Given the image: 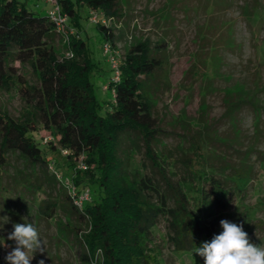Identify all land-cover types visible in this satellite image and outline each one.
Here are the masks:
<instances>
[{
    "label": "trees",
    "instance_id": "trees-1",
    "mask_svg": "<svg viewBox=\"0 0 264 264\" xmlns=\"http://www.w3.org/2000/svg\"><path fill=\"white\" fill-rule=\"evenodd\" d=\"M258 2L256 10L262 6ZM58 3L78 27L71 36L70 58L60 57L54 48L56 36L63 34L48 13L37 14L20 0H0V91L17 89L28 106L21 118L0 107V166L7 164L10 153L41 169L52 162L55 165L32 135L41 126L53 134L51 148L67 151L73 170L69 182L79 188L92 185L97 191L82 208L67 196L70 212L88 225L76 233L87 264H151L150 245L161 220L174 250L194 251L212 236L220 212L244 196L253 179L249 159L254 146L242 151L239 163L229 162L226 156L223 164L215 163L217 149L209 134L211 126L204 123V129L191 137L190 154L181 160L180 175L176 163L156 149L162 129L144 91V80L163 65L165 50L159 46L165 41L153 46L145 40L130 46L119 63V78L114 75L108 84L114 100L102 113L92 80L100 67L87 39L80 36V29L84 31L80 10L86 6L115 17L121 10L120 0ZM96 27L113 46V29L101 22ZM16 61L29 64L38 82L23 76L14 65ZM258 88L264 92V85ZM227 95L225 115L233 126L238 122L237 112L248 102L253 105L259 130L263 107L255 94L240 89ZM226 139V144L234 140ZM139 145L144 146L145 157L134 163L130 152ZM58 173L62 175L60 170ZM45 207L50 211L41 208L42 214L55 215V204L47 202Z\"/></svg>",
    "mask_w": 264,
    "mask_h": 264
},
{
    "label": "rangeland",
    "instance_id": "rangeland-1",
    "mask_svg": "<svg viewBox=\"0 0 264 264\" xmlns=\"http://www.w3.org/2000/svg\"><path fill=\"white\" fill-rule=\"evenodd\" d=\"M20 1L41 15L51 8V3L45 0ZM258 1L262 6L256 10ZM258 1L120 0L118 16L108 17L98 10L101 17H107L114 31L115 44L111 45V50L119 63L135 43L148 40L156 46V42L165 41L159 46L165 50L163 65L144 80V91L153 105L156 123L162 129L156 149L176 163L180 175H183L181 160L190 154L191 137L204 129V123L211 126L209 134L217 149L215 163H220L223 156L231 163H239L242 151L249 145L254 146L249 159L253 166L252 182L242 198H236L228 209L220 212L207 242L223 231L220 221L226 219L242 224L251 243L258 246L264 243V92L258 90L264 85V0ZM91 11L86 6L81 8L84 31L79 29L100 67L92 80L95 95L102 104L101 111L105 113L114 100L108 84L115 70L110 54L104 51L106 41L92 22ZM77 28L68 18L63 35L56 36L53 44L60 57L73 56L71 32H76ZM14 65L31 82H38L29 64L16 61ZM240 89L255 94L263 107L259 130L251 103L246 102L237 112L236 128L225 115L227 92ZM0 107L15 118H21L28 111L17 89L0 91ZM32 135L55 165L41 169L29 165L17 153H10L7 164L0 166V217L8 218L7 223L0 220V264H7L5 257L15 247V242L7 239L14 230L13 225L24 222L39 229L45 245V252H36L31 264H39L40 260L45 264H87L77 234L85 231L88 225L83 218L70 212L67 196L73 190H88L89 201H92L96 188L92 185L79 188L69 182L73 170L66 153L51 148L49 142L51 139L54 142L55 138L50 131L41 126ZM227 137L234 140L226 144ZM134 139L138 140L135 136ZM127 141L130 145V140ZM136 147L130 152L134 163L145 157L144 146ZM57 170L64 175H60L62 182L54 173ZM47 202L56 205L55 215L41 213L40 209L46 208ZM150 246L154 256L151 264H204V258L194 251L174 250L167 239L164 220L154 228Z\"/></svg>",
    "mask_w": 264,
    "mask_h": 264
},
{
    "label": "clouds",
    "instance_id": "clouds-1",
    "mask_svg": "<svg viewBox=\"0 0 264 264\" xmlns=\"http://www.w3.org/2000/svg\"><path fill=\"white\" fill-rule=\"evenodd\" d=\"M0 220L8 222L7 217H0ZM220 225L223 228L220 234L194 250L204 258V264H264V243L259 246L251 243L242 224L225 219L220 221ZM13 229L7 239L14 241L15 247L5 257L7 264H31L36 252H45L39 229L34 224L16 223ZM39 264H45L44 260Z\"/></svg>",
    "mask_w": 264,
    "mask_h": 264
},
{
    "label": "built area",
    "instance_id": "built-area-1",
    "mask_svg": "<svg viewBox=\"0 0 264 264\" xmlns=\"http://www.w3.org/2000/svg\"><path fill=\"white\" fill-rule=\"evenodd\" d=\"M45 1L51 3V8L48 11V14L50 18L55 22L57 31L62 34L63 27L67 25V20L69 17L67 16V14L62 13L58 0H45ZM91 19L93 23L101 22L103 24L108 25L107 17H101V13H99L98 10L91 11ZM74 32L75 30H72L71 33L73 34ZM111 48H112L111 44L109 42H105L104 51L110 54L109 58H110L112 68L115 70V78L118 79L120 75L119 61L116 57V54L113 53ZM63 152L67 153L66 150H63ZM53 166H54V163L52 162L50 164V167H53ZM79 166L82 167V164H80ZM55 173H57L58 177L60 178V174L58 172H55ZM69 195L73 199V202L75 203V205L78 206L79 208H82L84 204L90 200V194L88 190L87 191L85 190L83 192H77V190H73V192L70 193Z\"/></svg>",
    "mask_w": 264,
    "mask_h": 264
}]
</instances>
